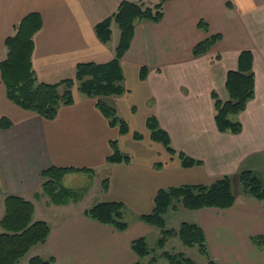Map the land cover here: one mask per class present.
Masks as SVG:
<instances>
[{"label": "crops", "instance_id": "crops-1", "mask_svg": "<svg viewBox=\"0 0 264 264\" xmlns=\"http://www.w3.org/2000/svg\"><path fill=\"white\" fill-rule=\"evenodd\" d=\"M121 1L0 0V60L13 26L29 13H38L42 26L33 37L31 61L39 82L72 79L80 63H107L114 58L119 29L111 23L110 40L102 43L94 26L110 17ZM162 11L159 22H135L130 46L119 62L124 92L101 98L126 123L125 134L110 127L96 99L80 94L75 86L73 103L45 120L10 102L0 76V118L11 122L0 130V219L4 198L18 196L32 203V220L44 221L50 229L45 242L34 245L18 264H28L32 257L53 258L51 264H133L140 258L131 242L160 235L158 228L138 219L152 211L159 189L208 185L222 176L231 179L234 204L192 211L177 205L169 211H186L190 220L173 229L181 222L200 226L217 264H264V246L250 240L264 235V200L242 194L237 178L240 171L251 170L264 184V0H168ZM200 21L206 31L198 28ZM215 34L221 39L194 57L192 48ZM243 52L251 55L254 94L243 111L229 117L240 123V133H220L211 93L222 102L229 100L226 74L244 71L246 59L238 62ZM142 67L147 69L144 80L139 78ZM150 116L167 132L176 151L199 164L184 168L151 141L145 127ZM111 141L129 157L128 163L106 161ZM51 167L74 169L60 185L80 192L77 199L54 203L43 194L41 172ZM104 179L106 191L101 189ZM101 202L124 204L126 230L83 215ZM169 211L164 215L168 229Z\"/></svg>", "mask_w": 264, "mask_h": 264}, {"label": "trees", "instance_id": "trees-1", "mask_svg": "<svg viewBox=\"0 0 264 264\" xmlns=\"http://www.w3.org/2000/svg\"><path fill=\"white\" fill-rule=\"evenodd\" d=\"M168 0H158L152 7L143 3L122 0L117 10L108 18L94 26L96 37L107 43L111 37V23L119 29V39L115 47L114 58L104 64L80 63L76 65L72 79H65L53 84L39 82L32 68L33 37L40 30L42 20L38 13H29L13 26V32L4 40V54L0 60V76L5 87L6 98L19 108L35 113L45 120H52L61 106L73 103L72 88L77 87L80 94L96 99V108L107 119L110 127H117L120 134L128 131L126 123L121 120L114 107L105 103L101 98L119 96L124 89L119 65L120 59L130 46L136 21L159 22L162 18V5ZM198 28L206 31L207 25L200 21ZM221 39L220 34L208 36L192 48V55H204ZM246 59L244 71L230 70L226 74L225 88L229 100L222 102L215 93H211L214 108V123L220 133L239 134L241 125L230 120V115L243 111L246 103L254 94V76L251 71V55L243 52L238 62ZM147 69L142 67L139 78L144 80ZM11 122L0 118V130L8 129ZM151 141L163 146L165 151L176 157L184 168L199 164L184 153L176 151L170 142L166 131L160 128L155 116H150L145 122ZM134 138L140 139L134 134ZM112 153L107 157L108 163H128L129 157L122 155L116 141L110 142ZM71 168L51 167L41 172L42 190L54 203H66L69 199H77L78 192L64 189L60 186L62 177L73 171ZM242 194L257 200H264V184L251 170L240 171L237 175ZM102 191L107 190V179L101 182ZM235 201L229 176H222L208 185H182L159 189L153 199V209L150 213L138 216V219L160 230L156 240V248L161 252L154 256L155 249H149L144 237L134 239L131 250L138 258L150 256L149 263L157 257L166 260L167 264H193V261L182 253L165 251L169 239L178 238L188 248L197 247L198 252L206 258V264H217L210 257L206 238L200 226L193 223L181 222L176 229L165 228L164 215L180 205L186 210L203 208L228 209ZM4 213L0 219V264H18L28 251L36 244L45 242L49 234V226L44 221H33V205L31 202L8 195L4 198ZM125 206L121 202H101L84 210L83 215L102 225L112 227L117 231L128 228L124 220ZM257 247L264 246V235L250 238ZM53 258L42 260L32 257L28 264H51ZM133 264H143L140 260Z\"/></svg>", "mask_w": 264, "mask_h": 264}, {"label": "rangeland", "instance_id": "rangeland-1", "mask_svg": "<svg viewBox=\"0 0 264 264\" xmlns=\"http://www.w3.org/2000/svg\"><path fill=\"white\" fill-rule=\"evenodd\" d=\"M142 3L146 4L147 6L152 7L155 2H154V0H142ZM75 88H76V86L74 87V89ZM63 177H62V179H63ZM62 179H61V181H62ZM61 181H60V183H61ZM233 188H234V185H233ZM41 189H42V187H41ZM42 192H43V190H42ZM78 193L80 194V192H78ZM183 220H190V217L187 215L186 211L182 210V212H180L179 214H173L169 211L168 216H167V226L169 228L176 227L178 222L183 221ZM156 240H157V235L155 236L154 234H149L146 237V243H147L148 248L149 249H155L154 256L159 255V253L161 252L155 246ZM164 250L168 251L170 253H182L184 256L190 258L193 261V264H206V258L198 252L197 247L188 248V247L184 246L183 244H181V242L178 240V238L169 239L165 245ZM150 256L140 258V261L143 264H150L149 263ZM19 264H23L22 260ZM151 264H167V262L165 259H163L161 257H157L155 262H153Z\"/></svg>", "mask_w": 264, "mask_h": 264}]
</instances>
